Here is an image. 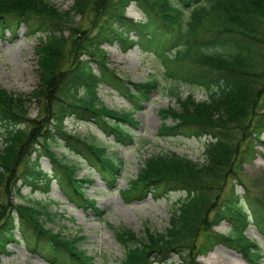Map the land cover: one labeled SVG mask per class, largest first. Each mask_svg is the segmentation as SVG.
I'll return each mask as SVG.
<instances>
[{
	"label": "trees",
	"instance_id": "obj_1",
	"mask_svg": "<svg viewBox=\"0 0 264 264\" xmlns=\"http://www.w3.org/2000/svg\"><path fill=\"white\" fill-rule=\"evenodd\" d=\"M132 1L145 19L125 15ZM73 2L63 10L50 0H0V36L5 26L20 22L45 35L36 47L40 84L28 94L0 87L4 143L0 147V264L17 232L30 252L51 264H96L95 255L79 247L85 236L47 227L56 216L49 204L18 202L11 194L23 198L25 187L47 192L55 180L71 203L103 217L96 200L86 195L89 179L80 180L77 165L64 162L51 147L65 145L104 178L115 180L121 168L109 156L108 147L95 143L93 136L91 140L67 130L66 120L95 123L117 143L134 144V133L126 128V124L138 125L133 111L126 116L101 105L98 89L108 85L134 101L148 99L159 82H134L119 75L96 40L101 35L117 42L123 51L138 45L142 51L157 53L168 61L166 75L207 92L203 100L193 93L186 97L175 93L179 107L160 109L161 136L206 137L205 160L177 152L155 153L144 160L137 177L123 191L128 199L150 194L170 197L178 191L186 195L177 199L163 232L147 226L139 236L127 227L114 228L125 249L119 264L163 263L172 254L178 255L177 264H199L198 253L206 246L200 238L205 235V242H212L218 234L212 229L221 221L229 225L227 235L218 234L221 240L250 264H264L261 241L246 234L254 225L264 242V203L255 201L250 191L239 194L234 188L243 150L253 149L251 137L260 139L264 133V0ZM86 16L89 21L84 26L80 20ZM34 102L40 109L31 117ZM169 117L173 123L167 122ZM40 148L56 164L52 174L41 167ZM230 180L232 196L225 197Z\"/></svg>",
	"mask_w": 264,
	"mask_h": 264
},
{
	"label": "rangeland",
	"instance_id": "obj_2",
	"mask_svg": "<svg viewBox=\"0 0 264 264\" xmlns=\"http://www.w3.org/2000/svg\"><path fill=\"white\" fill-rule=\"evenodd\" d=\"M63 10L73 6V0H50ZM125 14L134 19H142L143 12L135 3H131ZM80 16L77 17V20ZM145 19V18H144ZM89 19L86 16L81 22L86 25ZM116 26V23L114 24ZM15 33L13 35L11 33ZM98 33L94 30V34ZM4 36H0V87L19 93H30L40 82L38 56L36 47L41 43L44 34L28 27L25 23L5 26ZM45 37V35H44ZM100 47L105 51L108 65L115 69L119 75L134 82H145L149 79H158V87L149 94L148 99H135L132 101L119 91L103 85L99 89L98 97L102 105L116 112L125 113L134 110L133 116L138 121L137 126L126 124V128L134 133L135 143L125 146L117 144L114 138H107L97 126L91 122H82L68 119L67 130L83 137L94 136L95 142L108 146L109 156L119 164L121 170L116 180L111 177L103 178L98 169L92 168L65 146H52L56 156L63 157L64 161L77 165L76 175L81 179L88 178L85 183L86 195L96 199L97 206L105 210L103 218L95 216L90 210L77 208L63 195L59 185L54 182L48 192H31L24 188V197L20 199L14 193L12 198L18 202L31 203L42 201L49 204L52 212L56 213L47 227L55 231H62L65 235H83L79 247L85 249L89 255H95L97 264H119L124 256V247L115 237V227H127L134 230L139 236L144 234L145 227L153 231L163 232L169 227L172 209L179 197L185 196L184 191L173 192L170 197H155L149 195L142 199H128L123 193L128 189L131 181L136 178L144 165V160L155 153L177 152L194 160H205L206 137L161 136L163 118L160 109L178 108L179 103L175 93L186 97L193 93L198 100L207 98L204 88L190 85L186 82H176L165 73L168 61L157 53L143 52L139 47L123 51L117 42H112L104 36L97 39ZM87 58V57H86ZM94 66H96L93 63ZM174 88L175 92H171ZM140 106L136 108V106ZM40 106L34 102L30 106L31 117H35ZM264 111V109H263ZM167 122L173 123L172 117ZM255 147L250 151L243 150L241 167L238 171L239 180L235 182V193H252L255 201L264 203V133L260 139L251 137ZM249 140L246 141L248 143ZM0 131V147L3 146ZM41 165L44 171L52 173L56 164L44 149L40 148ZM112 181V182H111ZM233 181H229L224 190L225 197H231ZM223 194V193H222ZM212 233L227 235L229 225L221 222L212 229ZM214 235L212 242H205L206 236L200 239L206 243L198 253L196 259L199 264H249L244 257L225 239ZM246 234L250 238L260 239L255 226L248 228ZM223 238V237H222ZM20 234L16 233V240L11 241L8 253L2 255V264H50L37 253L30 252L24 241H19ZM262 245L264 243L262 241ZM168 262L156 264H177L179 257L172 254ZM264 259V257H263ZM215 261V262H211Z\"/></svg>",
	"mask_w": 264,
	"mask_h": 264
},
{
	"label": "bare ground",
	"instance_id": "obj_3",
	"mask_svg": "<svg viewBox=\"0 0 264 264\" xmlns=\"http://www.w3.org/2000/svg\"><path fill=\"white\" fill-rule=\"evenodd\" d=\"M211 262H215V261H212V260H211Z\"/></svg>",
	"mask_w": 264,
	"mask_h": 264
}]
</instances>
